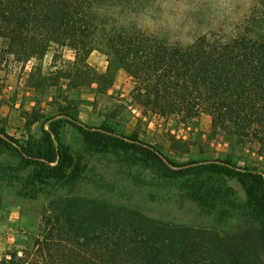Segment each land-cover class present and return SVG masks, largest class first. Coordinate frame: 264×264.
I'll return each instance as SVG.
<instances>
[{
  "label": "trees",
  "instance_id": "16d2710c",
  "mask_svg": "<svg viewBox=\"0 0 264 264\" xmlns=\"http://www.w3.org/2000/svg\"><path fill=\"white\" fill-rule=\"evenodd\" d=\"M149 2L0 0V44L23 64L42 58L54 45L68 46L76 53L71 70L62 71L69 82L91 72L98 84L110 86L123 69L134 81L131 93L140 105L183 119L208 114L213 129L240 141L254 140L264 151V0H250L246 14L230 27L201 33L187 44L169 42L138 25L134 15ZM94 50L107 57L104 73L96 74L87 64ZM34 77L39 87L50 79L41 71ZM67 106L50 117L31 112L28 126L43 117L48 127L42 125L39 138L28 136L23 143L0 126V149L31 165L39 181L63 179L73 164L61 140L68 122L87 143L132 151L165 177L182 180L186 195L201 209L219 207V218L228 212L226 203L234 205V192L225 182L235 178L245 193L237 205L242 225L221 234L95 198L62 197L43 208L37 232L22 248L0 252V264H264L262 172L229 162L187 166L168 160L155 147L134 142L135 136L127 141L113 134L107 122L89 128L80 124L77 112Z\"/></svg>",
  "mask_w": 264,
  "mask_h": 264
},
{
  "label": "rangeland",
  "instance_id": "374dc122",
  "mask_svg": "<svg viewBox=\"0 0 264 264\" xmlns=\"http://www.w3.org/2000/svg\"><path fill=\"white\" fill-rule=\"evenodd\" d=\"M250 0H150L135 13L138 25L146 32L169 42L187 44L197 35L216 28H228L242 18ZM180 19V27H170ZM221 26V27H220ZM75 51L66 46H52L42 58L20 63L0 44V126L23 143L28 136L39 138L48 121L28 126L31 112L50 117L64 106L77 112L78 122L86 127L111 124L115 135L135 136L155 147L164 157L181 164L229 162L240 168H254L264 175V151L254 140H239L211 127L208 114L183 119L160 115L140 105L132 96L134 81L123 69L115 73L110 86L97 83L93 73L82 74L69 82L63 73L71 70ZM87 64L96 74L104 73L106 55L94 50ZM50 79L39 87L36 72ZM30 72L33 83H28ZM69 82V83H68ZM65 96L68 98L66 101ZM71 100V103H69ZM60 104V105H59ZM96 114L94 118L90 114ZM64 117H68L64 115ZM61 140L69 146L73 164L68 176L39 181L32 176V166L25 165L10 151L0 149V252L22 248L28 235L36 233L44 207L62 197H89L111 205L138 211L168 223L212 228L221 234L242 225L237 205L245 193L235 178H227L236 200L226 203L228 212L219 218L218 208L203 210L186 195L182 180L168 178L158 168L107 145L87 143L71 125L61 129Z\"/></svg>",
  "mask_w": 264,
  "mask_h": 264
},
{
  "label": "clouds",
  "instance_id": "9594fccd",
  "mask_svg": "<svg viewBox=\"0 0 264 264\" xmlns=\"http://www.w3.org/2000/svg\"><path fill=\"white\" fill-rule=\"evenodd\" d=\"M170 27L179 28L180 27V19L177 17L175 20L171 21Z\"/></svg>",
  "mask_w": 264,
  "mask_h": 264
},
{
  "label": "crops",
  "instance_id": "0c3cea01",
  "mask_svg": "<svg viewBox=\"0 0 264 264\" xmlns=\"http://www.w3.org/2000/svg\"><path fill=\"white\" fill-rule=\"evenodd\" d=\"M92 52H93V51H92ZM92 52H91V53H92ZM91 53H90V54H91ZM119 73H121V69L118 70V74H119ZM95 115H96V114H93V113L90 114V116H92L93 118H94Z\"/></svg>",
  "mask_w": 264,
  "mask_h": 264
}]
</instances>
